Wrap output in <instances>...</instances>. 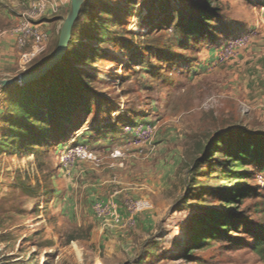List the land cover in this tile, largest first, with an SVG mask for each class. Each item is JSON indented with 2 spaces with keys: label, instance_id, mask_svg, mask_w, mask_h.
<instances>
[{
  "label": "rangeland",
  "instance_id": "rangeland-1",
  "mask_svg": "<svg viewBox=\"0 0 264 264\" xmlns=\"http://www.w3.org/2000/svg\"><path fill=\"white\" fill-rule=\"evenodd\" d=\"M195 4L218 9L213 43H188L175 29ZM68 6L43 15L47 50L10 78L54 50ZM27 9L26 0H0V40ZM241 34L251 36L248 46L218 61L224 42ZM69 44L64 65L87 85L72 124L50 119L48 139L0 156V264H264L246 231L264 219V171L249 167V179H227L220 154L209 151L228 127L264 134L256 100L264 81L255 75V64L264 71V0H86ZM244 53L255 63L250 74L236 66ZM3 90L0 135L11 88ZM138 122L151 129L145 140L125 130ZM75 143L95 159L61 161ZM234 182L257 186L259 195L225 205L221 188ZM108 201L122 223L105 225L96 214ZM203 207L233 210L248 223L231 233L234 242L190 249Z\"/></svg>",
  "mask_w": 264,
  "mask_h": 264
},
{
  "label": "trees",
  "instance_id": "trees-1",
  "mask_svg": "<svg viewBox=\"0 0 264 264\" xmlns=\"http://www.w3.org/2000/svg\"><path fill=\"white\" fill-rule=\"evenodd\" d=\"M193 7L194 10L189 14L179 18L174 25L175 29L186 37L188 43L191 37L196 42L204 41L206 44L215 42V33L219 29L220 21L218 9L209 8L203 4H195ZM167 21L170 22V20ZM168 22L165 21V23ZM50 54L43 56V59L29 70L45 61ZM156 54L157 57L161 56L159 51ZM170 55L166 53L163 59L171 57ZM65 57L40 79L22 86H8L11 88L9 99L7 100L5 96V111L1 113V122L6 123L7 127L0 135V156L6 153L7 147H11L12 151L25 152L27 149H32L33 145L40 143L39 139H48L49 136L45 131L50 124V119L54 121V124H58V120L60 122L67 120L72 124L70 114L83 99V91L87 85H84L85 82L79 74L70 73L69 75L68 68L64 65ZM177 63L182 62L179 59H172L170 62L173 66ZM192 65V62L187 63L188 67ZM72 75L74 77H69ZM90 109V104H85L82 112L88 114ZM209 151L220 154L222 161L220 165L226 167L227 179H249L250 168L264 171V134L228 127L218 134ZM217 165H219L218 162ZM221 190L219 198H222V203L225 205L259 195L258 187H251L247 183L234 182ZM262 198L264 199V195ZM247 223L245 218L237 216L233 210L223 207H203L193 220L190 249H203L211 246L214 241L234 242L235 239L231 233L239 231L241 226L245 228ZM246 229L247 235L251 238L250 247L264 259V219L253 229Z\"/></svg>",
  "mask_w": 264,
  "mask_h": 264
},
{
  "label": "built area",
  "instance_id": "built-area-1",
  "mask_svg": "<svg viewBox=\"0 0 264 264\" xmlns=\"http://www.w3.org/2000/svg\"><path fill=\"white\" fill-rule=\"evenodd\" d=\"M57 11V0H31L27 12L22 15L18 23L9 29V33L14 36L15 44L19 48L17 62L19 72L25 70L30 62L43 54L48 48L49 35L36 21L43 15L56 13ZM250 40L251 36L249 34H241L226 40L217 53L216 59L220 62L226 61L231 56H234L239 49L247 47ZM1 96L2 87H0ZM125 130L143 140L147 139L151 134L149 126L139 122L134 125L125 126ZM61 155V161L64 163H72L75 159L85 161H93L95 159L92 152L81 143L65 147ZM95 211L98 216H103L105 225L122 223L123 217H121L113 201H108L104 205L98 204ZM133 221V215L126 219L127 223H132Z\"/></svg>",
  "mask_w": 264,
  "mask_h": 264
},
{
  "label": "water",
  "instance_id": "water-1",
  "mask_svg": "<svg viewBox=\"0 0 264 264\" xmlns=\"http://www.w3.org/2000/svg\"><path fill=\"white\" fill-rule=\"evenodd\" d=\"M86 0H70L66 15L63 17L59 26V34L56 46L50 56L38 64L35 68L19 74L16 78L0 79V87H8L14 85H25L35 80L40 79L42 76L51 71L68 52V45L72 36V28L77 20L82 5Z\"/></svg>",
  "mask_w": 264,
  "mask_h": 264
},
{
  "label": "crops",
  "instance_id": "crops-1",
  "mask_svg": "<svg viewBox=\"0 0 264 264\" xmlns=\"http://www.w3.org/2000/svg\"><path fill=\"white\" fill-rule=\"evenodd\" d=\"M26 2H28V8H29L31 0H26ZM69 2H70V0H57V4L59 6H61V9H63V8L66 9L67 6L69 5ZM45 17L46 16H43L42 19L36 21L37 24L41 28H42V25H46L47 24V20L44 21ZM7 35L8 36H6L2 40H0V79L10 78L11 76H13V75H15V74H17L19 72V68L17 66L18 57H19V48L15 44L14 36L9 33V30H8V34ZM255 48H256V46L255 47L252 46V48L250 46V49L253 52H256L254 50ZM248 49L249 48H247L245 50V52H248ZM209 53H212V52H209ZM250 58H252L251 54H249V56H248V55H246V53H244V55L240 56V58L237 57L236 66L239 67V70L240 69H244L248 74H250L251 70H249V68H250L249 66L255 64V63L252 62V60H248ZM255 67L258 68V71L255 74L256 76L259 77L258 80L262 79L264 81V71L263 72L260 71V67L258 65H256V64H255ZM262 68L263 67L261 66V69ZM235 78L236 77H234V76L233 77H229L227 81H230V84H233L232 81ZM258 80L257 81L254 80V82H256L258 84ZM256 100H257V102L262 103L261 105L264 106V98H262V97L258 98L257 97Z\"/></svg>",
  "mask_w": 264,
  "mask_h": 264
}]
</instances>
